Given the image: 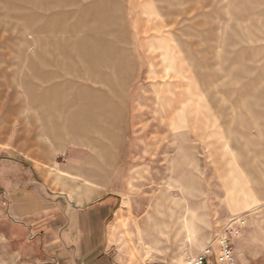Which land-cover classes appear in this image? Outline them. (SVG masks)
I'll use <instances>...</instances> for the list:
<instances>
[{
    "label": "rangeland",
    "instance_id": "rangeland-1",
    "mask_svg": "<svg viewBox=\"0 0 264 264\" xmlns=\"http://www.w3.org/2000/svg\"><path fill=\"white\" fill-rule=\"evenodd\" d=\"M105 170L117 264H188L234 218L259 243L264 0H0V264L41 258L20 179L82 204Z\"/></svg>",
    "mask_w": 264,
    "mask_h": 264
},
{
    "label": "crops",
    "instance_id": "crops-1",
    "mask_svg": "<svg viewBox=\"0 0 264 264\" xmlns=\"http://www.w3.org/2000/svg\"><path fill=\"white\" fill-rule=\"evenodd\" d=\"M92 180L98 189L82 204L68 190L45 196V183L39 177L24 187L21 179L17 182L18 188L9 196V219L26 234L24 245L38 247L41 258L32 263L117 264L108 254L107 227L120 208L121 197L111 189L113 181H108L106 170ZM233 243L237 264H264V237L255 244L247 229Z\"/></svg>",
    "mask_w": 264,
    "mask_h": 264
},
{
    "label": "built area",
    "instance_id": "built-area-1",
    "mask_svg": "<svg viewBox=\"0 0 264 264\" xmlns=\"http://www.w3.org/2000/svg\"><path fill=\"white\" fill-rule=\"evenodd\" d=\"M244 225L245 220L242 218L228 221L188 264H237L233 240L241 235Z\"/></svg>",
    "mask_w": 264,
    "mask_h": 264
},
{
    "label": "bare ground",
    "instance_id": "bare-ground-1",
    "mask_svg": "<svg viewBox=\"0 0 264 264\" xmlns=\"http://www.w3.org/2000/svg\"><path fill=\"white\" fill-rule=\"evenodd\" d=\"M157 221L159 222L160 220H157ZM160 222L164 223L163 221H160ZM160 222H159V223H160Z\"/></svg>",
    "mask_w": 264,
    "mask_h": 264
}]
</instances>
